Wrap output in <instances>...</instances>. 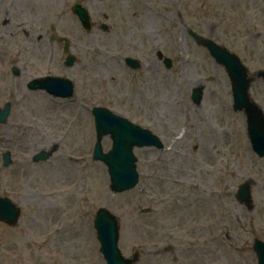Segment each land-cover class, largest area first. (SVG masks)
Segmentation results:
<instances>
[{
	"label": "rangeland",
	"instance_id": "1",
	"mask_svg": "<svg viewBox=\"0 0 264 264\" xmlns=\"http://www.w3.org/2000/svg\"><path fill=\"white\" fill-rule=\"evenodd\" d=\"M74 1L0 0V108H11L0 125V196L21 209L17 226L0 222V264H105L93 229L100 207L118 218V247L125 257L137 250V264H257L264 158L232 111L224 68L187 29L237 54L250 73L264 70V0H81L89 32L70 10ZM52 26L78 58L71 69L62 44L50 40ZM156 51L172 60L169 69ZM125 57L140 58L142 68L130 71ZM45 74L70 78L74 97L26 88ZM201 85L197 105L191 93ZM250 95L264 111V81ZM98 106L164 144L134 147L140 178L132 190L113 194L106 167L92 160ZM102 146L110 149L109 137ZM246 180L252 210L236 199Z\"/></svg>",
	"mask_w": 264,
	"mask_h": 264
},
{
	"label": "water",
	"instance_id": "2",
	"mask_svg": "<svg viewBox=\"0 0 264 264\" xmlns=\"http://www.w3.org/2000/svg\"><path fill=\"white\" fill-rule=\"evenodd\" d=\"M73 12L78 15L79 20L86 30L90 29V18L86 8L76 3ZM106 28V27H105ZM104 28V29H105ZM191 37L199 46L205 47L214 60L224 66L232 84L233 109L242 111L246 117V130L251 147L260 157L264 156V114L260 107L256 105L249 96L250 84L258 78L264 79V72L258 71L252 77L248 70L235 54L230 53L224 47L216 45L213 41L188 31ZM61 41V39H59ZM68 40H65L64 51L67 53L66 65L72 66L75 57L68 53ZM130 61V60H128ZM135 67L132 62H129ZM30 89H45L50 95L58 97H70L72 95V84L65 79L58 77H48L41 80L32 81L28 84ZM203 86L193 90L192 99L199 104L202 98ZM96 121L97 143L94 149L93 157L95 160H102L108 167L111 191L113 193L122 192L133 188L138 182V175L135 171L132 149L134 146H156L162 147L158 138L141 128L127 123L124 119L113 115L106 109L97 108L93 111ZM9 114V106L0 111V123L6 121ZM110 134L113 140V147L110 152L102 153L100 140L102 136ZM52 151H42L37 154L33 160H46L52 154ZM4 163H9V154L4 155ZM250 181H245L240 185L237 192V199L245 203L248 209L252 208L250 197ZM19 217V209L8 199L0 198V220L9 225H15ZM94 228L97 232V238L100 242V252L106 261V264H134L138 260V254L135 253L132 258H124L118 247V221L110 211L100 208L96 212ZM253 250L257 254L258 264H264V242L255 239Z\"/></svg>",
	"mask_w": 264,
	"mask_h": 264
}]
</instances>
